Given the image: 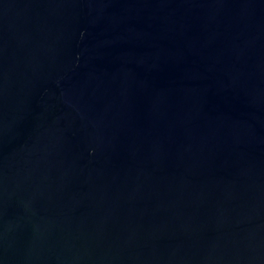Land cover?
Here are the masks:
<instances>
[{"label": "water", "instance_id": "water-1", "mask_svg": "<svg viewBox=\"0 0 264 264\" xmlns=\"http://www.w3.org/2000/svg\"><path fill=\"white\" fill-rule=\"evenodd\" d=\"M0 264H264V0H0Z\"/></svg>", "mask_w": 264, "mask_h": 264}]
</instances>
